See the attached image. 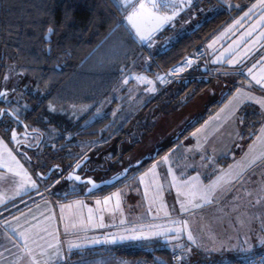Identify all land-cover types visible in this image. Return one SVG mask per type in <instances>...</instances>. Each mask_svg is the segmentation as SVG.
I'll list each match as a JSON object with an SVG mask.
<instances>
[{
  "label": "rangeland",
  "instance_id": "obj_1",
  "mask_svg": "<svg viewBox=\"0 0 264 264\" xmlns=\"http://www.w3.org/2000/svg\"><path fill=\"white\" fill-rule=\"evenodd\" d=\"M232 6L239 8L241 4H234L232 0H200L194 8L187 10L170 24L175 27L171 35L161 40L154 36L152 40L144 43L134 56H130L125 70L120 72L103 105L91 114L85 124L93 122L106 113H111L113 121L116 120L119 127H123L131 118L135 119L133 122L135 127L138 113L152 95L159 91L161 84L166 83L163 75L153 76L146 72V67L151 66L150 57L161 52L162 48H168L179 36L193 29L198 22ZM187 58L183 60L186 61ZM183 69H186V66L178 67L176 71ZM212 89L209 87L186 108L175 113L160 114L156 117L152 114L145 115L141 121L152 126L151 128L156 124L155 129L153 128L154 132L143 136L142 143L125 156L124 164L122 163V166L120 164L118 169L155 155L163 146L177 140L184 129L199 114H203L209 104L219 98L216 97L219 96V90L212 93ZM257 102H260V99ZM258 108L263 112L261 102ZM202 124L189 136L187 135L188 137L179 140L153 161L144 172L138 174L128 185L131 188L123 190L128 192L134 189L135 185L142 187V191L135 190L132 196L127 194L129 195L127 203H131V209H123L124 218L120 222L128 225H121L96 235L84 234L80 237V243L89 246L95 244L93 241L97 239L105 250L117 245L126 247L146 245V249L151 251L160 248L179 249L185 257L195 255L211 263L244 258L249 252L247 249L254 245V242L246 241L248 233L251 232L250 228L257 225L261 231L264 229V159L262 160L264 138L259 140L256 137L243 142L239 135L222 137L223 141L236 139L235 145L230 149L212 152L210 150L215 147L211 146L212 141L210 143L206 137L210 133L206 129L210 126L205 125L204 122ZM131 134L133 138H137L141 133L132 129ZM5 138H9L14 146L22 141L33 145L39 140V136H29L16 131H12L11 135ZM67 139H70V135ZM100 143L81 142L80 150L73 151L72 156L82 153V157L87 158L86 155L91 153V149H97ZM35 146L25 147L27 157L33 161L38 154L40 162L39 160L36 162L38 166L40 165V170L44 173L45 167L52 165L46 173L53 169L51 170L53 174L56 169L58 170L59 166H54L57 162H52L51 153L44 151V144L41 147L40 142H37ZM193 146L204 150L197 152L198 150L195 151ZM225 146L227 145L224 144L223 147ZM53 147L59 150L57 146L53 145ZM23 158L27 160L26 157ZM255 162L259 163L245 172ZM96 165L97 162L92 164V166ZM64 176L66 177L67 174L64 173ZM60 180L55 182V186ZM69 183L71 190L81 185L72 181ZM53 185L42 180L41 189L49 192ZM122 203L126 205L125 199ZM254 223H262V225L254 226ZM90 250L87 249L86 252ZM239 250L243 251L241 253L243 256L234 257ZM157 257L159 258L156 256L154 259H130L126 264H161ZM98 258L81 261V257L75 256L71 258V262L72 264H124L122 261L107 263L102 256V260Z\"/></svg>",
  "mask_w": 264,
  "mask_h": 264
},
{
  "label": "trees",
  "instance_id": "obj_2",
  "mask_svg": "<svg viewBox=\"0 0 264 264\" xmlns=\"http://www.w3.org/2000/svg\"><path fill=\"white\" fill-rule=\"evenodd\" d=\"M18 1L24 2L26 35L39 39L46 27L51 26L55 30L54 57L59 59L62 50L70 52L64 54L66 63L62 71L42 79L43 86L47 81L50 82L46 93L43 91L39 93V97H42L39 106H31L32 110L22 112L25 120L43 133L40 146L44 144V151L51 153L52 162H57L54 166H59L46 180L47 183L54 184L50 190L57 197L84 194V185L71 190L70 181L64 176V173L68 174L75 165L85 159L82 153L72 156L73 151L80 150L81 142H101L99 147L96 146L97 149H91V153L86 155L88 160L81 168V172L94 175L99 180L107 179L115 173L122 172L127 166L122 169L118 167L120 164L122 166L125 156L142 143L143 136L154 132L156 124L153 125V129L141 121L145 115L152 114L156 117L160 114L175 113L193 102L219 79L209 73L206 65H197L172 82L162 83L159 91L152 95L138 113L135 127L134 118L128 120L123 127H119L116 120L113 121L111 113L85 124L91 114L103 105L120 72L125 70L130 56H134L144 43L138 42L130 28L125 25L115 0H8L9 7L17 6ZM233 1L242 3L245 0ZM240 13L241 7L216 12L192 31L179 36L168 48L152 55L151 66L146 67V72L153 76L163 75L165 71L192 54L197 45L209 42ZM174 30L175 27L164 28L157 36L161 40L171 35ZM242 82L244 80L239 78L235 83H226V91L209 104L205 112L199 114L177 140L163 146L156 152V156L144 158L140 165L132 166L127 175L117 183L103 186L92 194L108 193L133 182L135 177L144 172L153 161L214 114ZM239 114L243 127L241 140L250 141L256 138L262 117L257 106L245 104ZM22 127L20 125L18 129ZM132 129L138 130L141 134L133 138ZM10 130L11 128L8 130L3 128L6 136L10 135ZM69 135L70 139H67ZM38 160L40 162V157L36 154L33 161ZM96 162L98 165L92 166ZM66 164L68 166H65ZM103 164L105 166L102 167ZM51 167L52 165L45 167L44 173L47 174L46 171ZM59 180L55 186V182ZM72 182L76 184L75 181ZM154 251L157 253H153ZM154 251L147 250L146 245L117 246L105 251V254L132 260L154 259L159 256L165 264L170 263L172 249L160 248ZM98 254L103 252L91 253L95 256Z\"/></svg>",
  "mask_w": 264,
  "mask_h": 264
},
{
  "label": "crops",
  "instance_id": "obj_3",
  "mask_svg": "<svg viewBox=\"0 0 264 264\" xmlns=\"http://www.w3.org/2000/svg\"><path fill=\"white\" fill-rule=\"evenodd\" d=\"M232 2L238 3L233 0ZM240 4L241 13L206 43L207 57L201 62L207 66L210 74L219 78L210 86L211 89L215 87L212 93L219 90V96L226 91V83H235L239 78L244 80L222 106L209 116L206 122L204 121L205 125L210 126L206 129L210 131L206 137L210 143L212 141L211 146L215 147L210 150L212 152L230 149L235 145L236 139L223 141L222 137L241 136L243 127L239 113L248 103L257 108L260 102L262 104L263 112L258 108L262 117L256 137L259 140L264 138V0H252ZM232 8L235 7L232 6L230 9ZM200 23L198 22L193 29ZM193 29H189L188 32ZM161 31L154 35L155 38H158L157 35ZM164 49L162 48L161 51ZM258 99L260 102H257ZM5 136L4 132L0 131V264H61L65 259L71 262V258L75 256L81 257V261L91 258L97 260L102 256L107 263L121 261L124 264L129 263L130 259L105 254L109 249L105 250L97 239L93 241L95 244L88 246L80 243V237L84 234L96 235L121 225H128L120 222L124 218L123 209H131V203H127L129 196L127 194L132 196V192L138 189L142 191V187L135 185L134 189L123 191L131 188L128 186L129 183L112 190L113 193L57 197L50 193L49 189V192L41 189L42 180H47L44 178L46 174L40 170L37 162L31 161L24 154L27 150L25 146L29 147V142L22 141L14 146L9 140L10 137L5 138ZM224 144L227 146L223 147ZM193 149L198 150L197 152L204 150L195 146ZM23 156L28 161H25ZM258 163L249 166L245 172ZM124 199L126 205L122 203ZM255 224L262 225V223H254V226ZM250 229L246 241L254 242V245L247 249L249 252L244 258H235L229 262L264 253V229L261 228V231L257 225ZM87 249L91 250L86 252ZM100 251L103 254L91 255ZM242 252L237 251L234 257L243 256ZM181 253L188 264L211 263L195 255H188L186 258L183 252ZM157 259L161 264H165L160 257Z\"/></svg>",
  "mask_w": 264,
  "mask_h": 264
},
{
  "label": "flooded vegetation",
  "instance_id": "obj_4",
  "mask_svg": "<svg viewBox=\"0 0 264 264\" xmlns=\"http://www.w3.org/2000/svg\"><path fill=\"white\" fill-rule=\"evenodd\" d=\"M198 1L200 0H154V5L158 12L172 13L173 9H177L182 2L188 5L187 10H189L194 8ZM8 3V0H0V131L3 132V128L6 130L11 128L10 135L12 131H16L29 136H39L36 143H41L40 136L43 133L33 128L32 124L25 120L23 113L39 106L42 99L39 93L41 91L46 93L50 82V80L46 82L47 84L44 82L46 85L43 86L42 79L62 71L66 63L64 54H70V52L62 50L59 53V59L54 57L55 30L51 40H46V33L51 26L46 27L39 39L26 35L24 2L18 1L17 6L12 8ZM115 3L125 23L126 15L130 11L137 10L139 1L129 4L128 0H118ZM145 8L149 7L145 4ZM20 125L23 127L19 130ZM36 143L28 144H30L29 147H36ZM25 147L29 148L27 145ZM26 152L24 151L25 155ZM84 160L87 159L81 162ZM79 172L84 178L90 177L95 181H102L94 175L81 172V169ZM81 185H84L85 190L89 187L88 183Z\"/></svg>",
  "mask_w": 264,
  "mask_h": 264
},
{
  "label": "water",
  "instance_id": "obj_5",
  "mask_svg": "<svg viewBox=\"0 0 264 264\" xmlns=\"http://www.w3.org/2000/svg\"><path fill=\"white\" fill-rule=\"evenodd\" d=\"M130 3H136L139 1L137 10L130 11L125 17L126 25L131 29L134 34L136 40L140 43H146L149 39H151L154 35H156L159 31H161L167 24L176 20L184 11L188 9V5L182 2L177 9H173L172 13H162L158 12L154 7V0H128ZM147 5L149 8H140V5ZM129 16H132V20L128 19ZM168 19H165V18ZM46 33V40H51V35L54 32L53 28H49ZM139 30V31H138ZM146 37V39H141V37ZM152 156H156L152 155ZM88 159V158H86ZM86 160L77 164L66 176V179L69 181H75L78 184H89V187L86 188L84 194L89 195L94 193L97 189L106 186L113 185L117 183L119 180L123 179L127 173L129 172L132 166H138L142 163V160L137 162L136 164L129 165L125 167L122 172L115 173L111 177L104 179L102 181H95L93 178H84L82 174L79 172L81 167L84 166ZM53 171V169H51ZM44 175V178H48L51 175V171ZM55 170V168H54ZM79 177V179H77Z\"/></svg>",
  "mask_w": 264,
  "mask_h": 264
},
{
  "label": "built area",
  "instance_id": "obj_6",
  "mask_svg": "<svg viewBox=\"0 0 264 264\" xmlns=\"http://www.w3.org/2000/svg\"><path fill=\"white\" fill-rule=\"evenodd\" d=\"M186 61L182 60L174 65L172 68L168 69L163 73V78L166 83L172 82L176 77H179L187 70L200 65L201 62L207 57V47L206 44L197 45L192 54L187 56ZM184 61V62H183ZM186 66V69L181 71H176L178 67ZM61 264H71L70 260L65 259ZM169 264H188L184 261L183 255L180 251H173L170 257ZM203 264H264V253L255 254L241 261H232L229 263H203Z\"/></svg>",
  "mask_w": 264,
  "mask_h": 264
},
{
  "label": "snow or ice",
  "instance_id": "obj_7",
  "mask_svg": "<svg viewBox=\"0 0 264 264\" xmlns=\"http://www.w3.org/2000/svg\"><path fill=\"white\" fill-rule=\"evenodd\" d=\"M115 2H118V0H115ZM145 7V5L141 4L140 8L143 9ZM155 7V6H154ZM128 19L131 21L132 20V16H129ZM165 19H168L167 17ZM49 31H51V29H49ZM139 31V30H138ZM141 39H146V37H141ZM77 179H79V177H77ZM189 239H191V236L189 235ZM72 246H70L71 249Z\"/></svg>",
  "mask_w": 264,
  "mask_h": 264
}]
</instances>
